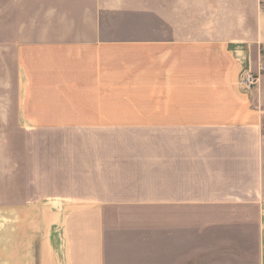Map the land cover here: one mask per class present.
Listing matches in <instances>:
<instances>
[{"label":"crops","instance_id":"obj_1","mask_svg":"<svg viewBox=\"0 0 264 264\" xmlns=\"http://www.w3.org/2000/svg\"><path fill=\"white\" fill-rule=\"evenodd\" d=\"M53 2L0 264H264V0Z\"/></svg>","mask_w":264,"mask_h":264},{"label":"rangeland","instance_id":"obj_2","mask_svg":"<svg viewBox=\"0 0 264 264\" xmlns=\"http://www.w3.org/2000/svg\"><path fill=\"white\" fill-rule=\"evenodd\" d=\"M53 1L0 0V203L12 195L14 174L19 173L15 163L25 141L16 124L15 45L22 33L45 24ZM1 190L6 193L2 198Z\"/></svg>","mask_w":264,"mask_h":264},{"label":"built area","instance_id":"obj_3","mask_svg":"<svg viewBox=\"0 0 264 264\" xmlns=\"http://www.w3.org/2000/svg\"><path fill=\"white\" fill-rule=\"evenodd\" d=\"M263 9H264V6H263ZM262 70H264L263 65L260 67L258 73H254L253 71L245 72L241 80L243 87L245 89L252 90L258 82L259 74L261 73Z\"/></svg>","mask_w":264,"mask_h":264}]
</instances>
